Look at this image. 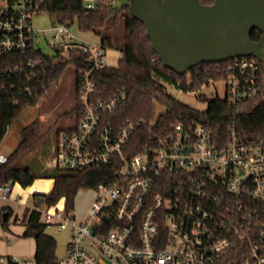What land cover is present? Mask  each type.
Returning <instances> with one entry per match:
<instances>
[{
    "label": "built area",
    "instance_id": "built-area-1",
    "mask_svg": "<svg viewBox=\"0 0 264 264\" xmlns=\"http://www.w3.org/2000/svg\"><path fill=\"white\" fill-rule=\"evenodd\" d=\"M96 6L97 0H85L86 10ZM39 12L37 0H0V62L24 57L0 69V93L18 89L32 95L31 85L40 83L49 68L31 54L42 51L36 45L40 32L32 24ZM50 33L52 59L84 55L89 68L76 74L81 120L58 135L49 168L114 170L110 182L92 189L96 199L82 222L66 209L64 198L30 208L40 213L46 230L71 228L58 264H264V140L245 143L232 130L220 145L205 126L178 124L131 155L130 141L143 122L129 120L117 128L106 119L122 108L125 93L95 98L92 75L108 67L105 47L78 40L72 25L58 23ZM230 61L221 99L236 105L261 94L260 62L254 57ZM7 160L0 154V166ZM13 188L0 184V209ZM0 264L36 263L10 257Z\"/></svg>",
    "mask_w": 264,
    "mask_h": 264
},
{
    "label": "trees",
    "instance_id": "trees-1",
    "mask_svg": "<svg viewBox=\"0 0 264 264\" xmlns=\"http://www.w3.org/2000/svg\"><path fill=\"white\" fill-rule=\"evenodd\" d=\"M41 3V12L57 15L58 23L78 25L80 32L94 33L102 38L103 47H114V34L124 29L123 57L118 67H106L95 71L92 78L97 85L96 99H111L118 92H124L126 101L122 108L113 114L107 115L115 127H120L127 121L143 122L130 141V151L134 154L144 146L150 144L154 136L167 135L174 125L182 124L194 126L201 124L210 129L214 140L224 145L230 138L232 130L238 139L245 143L264 140V63L260 60L263 90L254 99L230 104L219 97L207 99L200 95L202 101L208 102L205 111L195 109L173 97L167 92L165 83L182 90L183 92H197L211 80L221 81L228 76V65L231 61L219 64L204 63L193 68L185 75H178L166 68L152 48L147 37L146 27L130 12V5L124 4L118 8L112 5V0H97L94 10L85 9V0H37ZM204 6L214 4L215 0H198ZM263 33L258 29L252 32V40L260 42ZM34 58L42 59L49 64L40 83H34L32 95L25 91L18 92L8 89L0 93V144L7 135L9 127L19 118L27 108H34L40 104L45 96L44 88L49 81H59L68 66L76 68V74L81 69H88L84 55L70 54L69 58L59 57L56 62L49 55L38 50L31 53ZM255 58V57H254ZM24 57L13 60H2L0 69L12 66L22 61ZM19 88V87H18ZM21 89L25 86L21 85ZM156 104L166 108L155 124H151ZM73 125L63 131L74 130L81 120L80 104L75 99L71 110ZM45 141L40 132V123L34 122L21 131V141L15 151L7 156L8 160L0 166V184H20L23 188L33 185L37 179L54 180V188L48 194H34V206L46 204L52 206L61 199L66 200V209L74 210V201L82 189H96L99 185L112 180L113 168L92 167L75 173L59 168L46 169L40 162H31L28 165H19L18 159L23 155L34 154ZM7 217L3 220V215ZM13 210L8 207L0 209V220L3 230L9 231L10 219ZM264 214V211H263ZM18 218L14 220L16 223ZM21 222L25 225L24 238H34L36 241V264H58L56 256L57 242L49 235L41 222L39 212L27 208ZM10 258V257H0Z\"/></svg>",
    "mask_w": 264,
    "mask_h": 264
},
{
    "label": "water",
    "instance_id": "water-1",
    "mask_svg": "<svg viewBox=\"0 0 264 264\" xmlns=\"http://www.w3.org/2000/svg\"><path fill=\"white\" fill-rule=\"evenodd\" d=\"M130 1L153 50L178 75L240 57L264 63V0H215L210 6L198 0ZM255 29L263 33L260 42L252 40Z\"/></svg>",
    "mask_w": 264,
    "mask_h": 264
},
{
    "label": "rangeland",
    "instance_id": "rangeland-1",
    "mask_svg": "<svg viewBox=\"0 0 264 264\" xmlns=\"http://www.w3.org/2000/svg\"><path fill=\"white\" fill-rule=\"evenodd\" d=\"M116 7L120 8L124 4L131 3L130 0H114ZM33 28L40 32V36L37 40V48H41L43 53L49 56H56V50L50 44L51 33L50 30L58 24V18L56 14L39 12L33 15L32 18ZM72 32L76 38L80 41H84L90 45H101L102 38L94 33L80 32L78 25L75 22L72 25ZM114 47H106L105 55L108 67H118L120 60L123 57L124 49V29L114 34ZM167 92L179 101L198 110L205 111L208 107L207 101H202L199 96L204 95L207 99H213L216 97L223 98L225 96V82L211 81L209 85L203 86L199 91L193 93H180V89L170 85L164 84ZM76 99V68L74 66H68L59 81L49 85L45 96L40 104L34 108L25 109L19 118L9 127L7 135L0 144V154L11 155L16 147H18L21 141V131L38 121L40 123V132L45 136V141L39 147V149L32 155H23L18 159L19 165H28L31 162H40L44 168H49L52 157L53 148L56 144L58 133L66 127L73 125V119L71 116V110L74 107ZM166 112V108L156 104L153 111L152 124H155L159 117ZM15 189L12 193L11 199L19 201V196L14 197ZM95 194L93 190L82 189L78 192L74 201V212L77 215V220L82 222L87 216L95 202ZM31 202L29 205L31 206ZM12 206L19 213L18 221L10 220L9 228L7 232L9 239H12V243L15 240L24 237H17L12 234L11 231H17L22 229L24 224L21 222L23 218L24 207L18 204H12ZM47 233L53 236L57 242L56 256L61 259L66 255L67 245L71 238V228H67L64 231H58L56 228H48ZM6 240L4 235L0 234V247L6 248ZM28 260H33L28 259Z\"/></svg>",
    "mask_w": 264,
    "mask_h": 264
},
{
    "label": "crops",
    "instance_id": "crops-1",
    "mask_svg": "<svg viewBox=\"0 0 264 264\" xmlns=\"http://www.w3.org/2000/svg\"><path fill=\"white\" fill-rule=\"evenodd\" d=\"M17 148V147H16ZM4 155V154H2ZM8 156V155H5ZM54 180L52 179H37L32 186L28 188H23L20 184H15L13 191L15 189L14 197L19 196V201H15L14 199H10L7 202H4V207L11 208L13 210V219L18 218L19 213L16 211V209L12 206V204H18L20 206H23L25 209L32 208L34 206V194H48L50 193L54 188ZM29 202H31V206L29 205ZM3 207V208H4ZM23 211V214H24ZM12 218L10 220H12ZM10 231V228H9ZM26 231V227L22 229H17V231H11L12 234H14L17 237H23L24 233ZM4 235V238L6 240V248L0 247V257H18L20 259H34V256L36 254V241L34 238H20L18 240H15L14 243H12V239H9L7 236V232L3 230L0 220V234Z\"/></svg>",
    "mask_w": 264,
    "mask_h": 264
}]
</instances>
